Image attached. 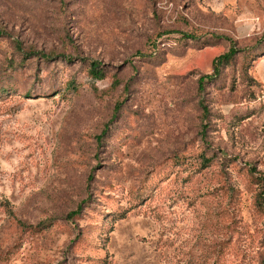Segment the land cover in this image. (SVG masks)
Here are the masks:
<instances>
[{
	"label": "rangeland",
	"instance_id": "1",
	"mask_svg": "<svg viewBox=\"0 0 264 264\" xmlns=\"http://www.w3.org/2000/svg\"><path fill=\"white\" fill-rule=\"evenodd\" d=\"M262 35L264 0H0V264H264Z\"/></svg>",
	"mask_w": 264,
	"mask_h": 264
},
{
	"label": "trees",
	"instance_id": "2",
	"mask_svg": "<svg viewBox=\"0 0 264 264\" xmlns=\"http://www.w3.org/2000/svg\"><path fill=\"white\" fill-rule=\"evenodd\" d=\"M186 37L192 38V36L189 35V34L186 35ZM260 39L264 40V35H262L260 37ZM260 39H258V41L255 43V45L260 42ZM254 49H256L254 46L249 48V50H254ZM239 52H240V49L234 47V45L231 43L224 52L214 56L211 59V62H210L211 71L209 73H207V74H201V75H199L197 77V79H196V88H197L198 94H200V96L198 98V106H199V109H200V121H201V123H202L203 120H205L207 118V114H208V110H207V108H206V106L203 103V100L201 98V94H202V92L204 90V85L207 82H211V81L216 80L218 78V76H219L220 68L225 66V65H227V64H229L230 61ZM43 56L45 57L46 55H43ZM87 73L93 79H101L103 77V70H102L101 67H99V63L97 61H89L88 62ZM200 128H201L200 129V135L202 137L203 134H204V130H205L204 129L205 128V124H201ZM73 213L74 212H70L69 215H71Z\"/></svg>",
	"mask_w": 264,
	"mask_h": 264
}]
</instances>
